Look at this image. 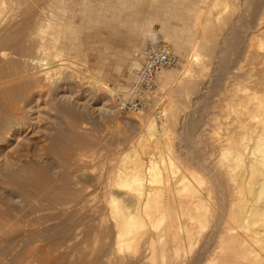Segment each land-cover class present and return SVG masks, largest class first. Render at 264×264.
<instances>
[{
  "label": "rangeland",
  "instance_id": "rangeland-1",
  "mask_svg": "<svg viewBox=\"0 0 264 264\" xmlns=\"http://www.w3.org/2000/svg\"><path fill=\"white\" fill-rule=\"evenodd\" d=\"M23 1L7 0L6 10L9 13H17L18 9L20 10L27 4ZM75 1L72 3L75 8L70 5L73 10L68 6L70 9H67V13H65L68 14L70 11V14L83 18V23L75 20L70 25L79 27L82 24L83 32L80 34L82 46L78 47L81 52L79 50L78 54L69 56V62L72 63L69 64V68L63 69L62 76L51 74L48 76L50 78L45 79L47 69L45 70V66L43 67L38 63V60L47 57V55L35 50L36 47L30 40L26 43V37L19 33L25 29V26L18 25L16 30H21L15 31L17 32L14 35L15 38L13 41L11 40V43H14L15 40L16 46L27 49L24 51L25 57L15 55L16 61L12 64H15V72L19 73L15 74L16 77L20 76V79L14 85L12 84V87L15 86L17 89L15 90L16 94L18 93V95L15 94V97L17 96L19 100L22 98L21 101L24 99L21 102L22 110L15 113L17 114L16 119L19 118L16 120L19 124L16 126L17 130L10 137H6L4 134L3 139H0V264H109L107 257H103V253L108 247L110 239V243H112V236L103 233L95 241L92 235L95 231L106 232L110 230L105 228V225H101L99 217L88 215L87 213L90 212L87 210L93 206L99 211L104 208L103 185L107 169L109 166H116L124 155L122 153L128 152L126 150H129L130 144L139 139L141 127L139 130V124L132 118L136 112H118L114 96L107 93L106 89L103 88H105V84H108L114 87L115 91L119 90L121 93L132 82L137 68V54L144 43L154 34H163L179 56V62L174 67L165 69V71L180 69L188 57L187 55L191 54L189 56L191 57L193 54L190 48L176 50L165 32L160 29L162 25H167L166 22L172 17V11L164 13L161 8H155L156 2L154 0H128L126 7L123 6L125 0H111L112 6H114H109L107 9L106 4H109L110 0H91V4L94 6L89 7L85 14L80 9L82 3L78 0ZM245 1L238 8L223 9V16L232 18L225 24V21H218L220 19H217L218 23L215 21L216 23L212 24V31H209V36L210 40H214L216 46L208 43L209 47H202L200 53L203 54L201 53L199 58L195 60L196 63L194 56H192L193 69L188 74H183L184 77L181 78L182 88L178 89L174 88L177 86H173L171 88L173 90L172 97H166L167 99L165 98L160 107L154 106L150 109L156 114L162 110V107H168V116L175 120V125L171 133L163 137L157 147L152 144L153 147L149 148L151 154L143 153L144 159L150 155H153L158 162L162 159L172 158V161L175 162L174 169L172 173H167L166 177L173 183H176L180 177L185 182H190L188 186H192L190 188L193 190L190 189L189 191L191 196V191L194 195V191L199 189L196 194L201 192L199 194L204 196L202 201L205 198L204 205L207 208L206 210L203 209V213L200 212L201 215L198 220L193 221L188 219L187 215L182 216V220L196 231V235L188 249L185 252L182 250L183 253L181 252L178 259L180 261L177 262L175 259L176 261L173 262V259L170 264H202L204 262L202 259L207 260L217 250L221 232L226 226H234V232L238 233L254 234V231L259 230L264 237V193H262L264 192V169L260 166L253 172V175L251 174L254 177H250L247 182H252V185L251 183L248 185L245 182V184L241 183L245 189L244 195L241 197L243 203L248 204V207H255L253 210L251 209L253 211V213L250 212L251 215L246 212L243 214V216L247 215L249 226L252 225L246 229L240 226L242 220L239 223L232 219V211L239 210L241 206L231 196L232 173L230 171L235 166V162L234 160L228 161L223 157L221 153L225 150L223 149V151L222 146H220L229 137L228 131L230 130L227 128H231L233 131L232 128L236 122L234 119L235 112L227 109L229 96L236 92L237 87H244L248 84L244 80V74L250 66L241 54L250 41L248 38L253 31L252 26L254 21L257 22L258 13L261 9L258 6L260 7L264 0H260L259 5V0ZM181 13L188 19L183 26L194 28L193 13L185 10H181ZM106 15H109L110 19L105 18ZM133 15L145 27H148L145 24L146 21L151 20L154 27L152 26L151 29L147 30L146 28L143 30L130 28L129 26L132 27L130 19L133 18ZM117 18L119 19L117 20ZM182 40L183 44L187 45L186 37ZM220 41L222 42L220 43ZM26 44L27 47H25ZM210 45L212 46L211 49ZM30 49H33L34 52ZM215 49L218 51L216 52ZM212 50L215 52H213L215 56L212 54ZM219 50H223V52L220 53ZM34 53L37 54V60L32 57ZM235 61L236 63H234ZM0 62V67H5L6 63ZM2 63L3 66H1ZM203 63L208 65L205 66ZM37 64H39L38 67ZM71 64H73L72 66L77 65V68L72 67ZM215 64L219 65L216 66ZM9 65L7 63L6 67ZM200 67L202 68L199 69ZM72 68L77 71H72ZM233 68L235 69L232 70ZM78 69L83 70V72L80 73L81 71ZM223 72L227 73L223 74ZM259 75L262 76L258 73L257 76ZM91 76L97 78L100 83L92 80ZM42 79L43 85L40 82ZM36 81L40 83L41 87L39 84L38 86L34 84ZM32 83L35 85L34 87ZM238 92L242 94L241 91ZM238 92H236L237 96L234 94V99L238 97ZM0 94L2 93L0 92ZM159 94L160 92L157 91L158 96ZM0 100L2 101L0 103L1 108H4H0L3 117L7 115L9 110L8 108L5 109L3 99ZM142 111L148 113L149 108ZM151 112L149 111V113ZM22 119L24 123H22ZM231 133L230 140L233 138L231 140L233 143L236 142V139L238 142V135L236 136L235 132H233L234 135ZM233 153H236V150ZM227 161L229 164H233L228 165V167L226 166ZM160 164L162 165V163ZM230 167H232L231 170ZM193 170H197L201 178H194V175L191 174L194 172ZM260 171H263V174ZM236 177L238 178V175ZM259 179L261 181H257ZM165 181L167 182V180ZM161 183L163 185V181ZM251 186L256 187L253 189ZM260 186L262 189L259 188ZM83 187L85 191L81 192L82 194L76 191ZM238 189L240 190L241 186ZM234 194V199L239 198L237 189H235ZM76 197L80 203L79 206L83 207H80L83 213L74 222L71 212L68 211L69 213L65 212L62 215L59 212L60 209H56V207H61L57 206L60 200H68V198L75 200ZM196 197L194 195L191 199L197 200L198 197ZM79 199L82 200L79 201ZM235 208L236 210H234ZM50 214H57L58 217L47 220L46 216L49 217ZM74 224L77 225L76 228ZM253 242L252 247L256 249V252L250 254L249 259L245 260L247 264L261 263L260 259L264 257V249L255 241ZM94 249L100 251H93ZM132 259L137 260L136 258L130 260ZM134 261L131 263L129 261L128 264H136ZM113 262L115 263V260Z\"/></svg>",
  "mask_w": 264,
  "mask_h": 264
},
{
  "label": "bare ground",
  "instance_id": "bare-ground-1",
  "mask_svg": "<svg viewBox=\"0 0 264 264\" xmlns=\"http://www.w3.org/2000/svg\"><path fill=\"white\" fill-rule=\"evenodd\" d=\"M24 1L23 2L24 3L27 2L28 5L24 4L25 6L23 8L21 7L20 10L18 9L17 13L15 12L9 13V11H7L5 7L7 0H0V61L5 62L6 64L7 63L10 64L9 67H6V64H5V67H0V92L2 93L0 94L2 96V98L0 96V99H3V101L5 102V106H6L5 109L8 108L9 110L8 113L10 112L9 115L7 113V115L3 117H2V113H0V139H3L4 134H6V137H10L13 134V132L17 130L16 126L19 123H17L16 120H18L19 118L16 119L17 114L15 113H17V111L19 110H22L21 102L24 101V99L23 101H21L22 98H20L19 100L17 96L15 97V94H16L15 90L17 89H15V86L12 87L15 84V82L20 79V76L16 77L15 75L18 73V72H15V66H14L15 64L12 65L13 63H15L14 61H16L15 55L23 58L25 57L24 51L25 49H27V48L16 46L17 44L15 45V40H14V43H11L13 39L15 38L14 36L16 35L15 33H17L15 31L21 30V29L16 30L18 25L25 26V29L23 28L24 30L22 32L20 31L19 33H21V35H24L26 37V40H25L26 43L28 42V40H30L36 47V49L35 48L33 49L44 53V55H47V57H42V58L38 56L40 58V60H38V63H40L43 67L45 66L44 68L45 70L47 69L46 71L47 76L45 75L46 76L45 79L50 78L48 76H50L51 74L62 76L63 71H64L63 69L69 68L70 67L69 64L72 63V62H69L70 60L69 56L77 53L80 50V49L78 50V47L82 46V38L80 35L81 32H83V27L81 26L82 24L81 25L79 24L80 25L79 27L70 26V25L75 20L80 21V23H83L82 22L83 18L81 16L79 17L78 15L70 14V11L68 13L69 15L66 14L67 9L68 10L70 8L72 9L70 5H72V3L75 0H68V1L67 0H27V1L24 0ZM78 1L82 3L80 9L83 14L87 13V9L89 7L91 8L94 6L91 4V0H78ZM154 1L156 2L155 8H158V9L161 8L164 11V13H167L170 10L172 11V14H171L172 17L171 18L169 17L170 19L167 18L169 23L166 22L167 25L166 24H164L165 26L162 25L160 29L165 32L169 40L173 43L176 50L180 51V49L184 50L185 48H188V49L190 48V50L193 51L192 56H194L193 57L194 61L197 60L199 56L201 55L202 52L200 53V49H202V47L203 48L209 47L208 43L216 46L214 40L212 39L210 40V36H209L210 34L209 31H212V24L213 23L215 24L217 22V19H220L218 21H221V20L222 22L225 21L224 22L225 24L226 22H228L229 19L232 18V17L230 18L229 16L227 17L223 16L224 15L223 9L229 10L230 8L231 9L238 8L243 2H246L245 0H154ZM261 1L259 0L258 5L260 4ZM127 5H128V0H125L123 6L126 7ZM68 6L70 8H68ZM109 6L110 7L114 6V5L112 6L111 0L109 1V4L108 3L106 4V9ZM73 8H75V5L73 6ZM77 8L79 10L78 6ZM258 8L259 9L261 8V9H260V12L258 11L259 15L257 17V22H256L257 24L254 21L253 26L251 25L253 31H252V34L250 33L251 36L250 37L248 36L249 37L248 39L250 41L247 47L245 46L246 48L245 49L243 48L244 50L242 49L243 51L241 54L243 55L244 60L247 61L246 63L249 64L247 65L250 66V68L248 67L247 72L245 71L246 73L244 74V80L247 81L248 84L244 85V87L236 88V92L241 91L242 94L238 92V97H236L235 99H234V94L236 95V92L232 93L233 95L229 94L230 99L227 105L228 106L227 109H229V111L233 110L235 112L234 119L237 122V123L235 122V126L232 128L233 131L231 130V128H227V129H229L232 133L235 132L236 134L233 133V135L234 134L236 136L238 135L237 138L239 139H238V142L236 139V142L233 143L231 141L233 140V138L230 140L231 132L228 131L229 137L225 139L226 142H223L222 145H220L222 146V150L223 149L225 150V151L223 150L224 152L222 151L223 153H221L223 154V157H225L226 160L228 161L234 160L235 162V166L234 167L232 166L233 168L230 167V170L232 168V170L230 171L232 173L231 196L233 197L232 199L235 200L237 204L239 203L241 206L240 208L238 206L239 210L232 211L233 213L231 212L232 219L239 223L242 220L240 226L246 229L252 225L249 226V223H247L248 217L246 214H245L246 216L245 215L243 216V214L244 212H246L247 214L249 213L248 215H251L250 212L253 213L252 210L255 207L254 208L252 206L248 207V204L245 205V203H243L241 197L242 195H244L245 189L242 187L241 183L245 182L247 183V185L248 183L249 184L251 183L252 185V182H247V181L250 179V177L252 178L254 177L252 176L253 172L256 171V169H258V167L260 166L262 169H264V167H262L264 166V1L261 3L260 7L258 6ZM92 10H95V9H92ZM181 10H185L187 12L193 13V16H194L193 27L194 28L183 26V24L188 19L182 15ZM109 12L110 11L108 10V13ZM108 16L109 15H106L105 18ZM98 17H100V15ZM132 17H133L132 19L129 18L130 21L132 22L131 23L132 27L131 26L129 27L134 30H137V29L143 30L144 28H146L147 30V29H151L152 26L154 27V25L151 24V20L146 21L145 24L148 27H145L143 24L140 23L141 22L140 20H136L134 18V15ZM47 18L49 19L45 21ZM119 18H117V20ZM101 19H102V15H101ZM108 19L110 18L108 17ZM102 22H104V20H102ZM108 23H110L109 20H108ZM140 36H143V35H140ZM184 37H186V39L188 40L187 45L183 44L182 39H184ZM212 37L213 35L211 36V38ZM221 42L222 41H220V43ZM25 47H27V44L25 45ZM211 48L212 46L210 47V49ZM33 49H30V50L34 52ZM221 51L223 52V50ZM213 52L214 51L212 50V54L215 53ZM190 55L189 54L187 55L188 57H186L185 62L182 63L180 69L178 70L171 69L167 71H165L164 69L157 74L156 83H158V85H157L156 92L158 91V93L160 92V94L158 96L156 93L155 101L153 102L152 106L149 107L150 112H151L150 109H152V107L154 106L160 107L162 102L165 101L166 97H172L173 90L171 88H173V86H177L174 88H178V89L182 88L181 78L184 77L183 74L184 75L188 74L193 69L192 68V65H193L192 56L189 57ZM29 56L31 57V54ZM41 56H43V54ZM214 56L212 55V57ZM32 57L36 58L37 54L34 53V56L32 55ZM32 57L30 58L31 60H32ZM26 59H27V56H26ZM34 60H37V58ZM234 63H236V61ZM219 64L221 65V63ZM219 64H215V65L217 66ZM38 65L39 64H37V67ZM72 65L73 64H71V66ZM207 65L208 64H206L205 66ZM232 65L235 66L234 64ZM1 66H3V63ZM76 66H72V67H76ZM200 66H203V65H200ZM201 68L202 67H200L199 69ZM79 69L78 71H81ZM234 69L235 68H233L232 70ZM71 70L75 71L73 70V68ZM203 70H205L204 67H203ZM82 72L83 70L80 73ZM224 73H227V72H223V74ZM258 73L262 74V76L261 77L260 75L257 76ZM224 76L222 77L224 78ZM90 78H92V80L96 82L97 81L99 82V80H97V78L93 76H91ZM134 78H135V74L133 76V79ZM40 82L42 84L43 79ZM34 84H37V86L38 84L40 85L38 81H36ZM34 84L32 85L33 87L35 86ZM44 85L47 86V84L45 83ZM21 87H24V86H21ZM104 87L105 88L103 89H106L105 91L109 93L110 95L114 96V98H116L117 94L120 93L119 90H116L117 91L116 92L114 87H112L111 85L105 84ZM16 95H18V93ZM227 97L226 99L228 100ZM1 102L2 101L0 100V103ZM1 106L2 105H0V108ZM1 109H4V108L2 107ZM168 109H169L168 107H162V110L160 111L158 110L159 112H156V114L153 113L154 111L151 113H149V111L148 113L144 112L145 114L143 113V111H140V112H136V114L133 115L132 118L135 121H137V123L139 124V130L141 127V134L138 137L139 139L137 141L132 142V144H130L129 150H126L128 152L122 153V155L123 154L124 155L123 157L120 158L116 166H109V168L107 169V172L104 178V185H103L104 187V192H103L104 208L99 211L93 206L87 210L88 212H90V213H87L88 215L90 214L91 216L99 217L101 220V225H105L106 227L105 226L104 227L109 228L110 230V231L107 230L106 232L95 231L92 235L95 241L98 239L99 235L103 233H106L107 236H112V243H110L111 242V239H110L109 245L103 253V257L104 256L107 257L109 264H128L129 261L130 263L131 261H134L133 259L130 260L131 258L137 259L135 260L136 262L134 261L136 264H170L173 261V259H174L173 262H175L176 260L177 262L180 261L178 260L179 255L181 254V252L183 253V251L185 252V250L188 249V247L191 245V242L194 236L196 235V231L190 228L188 223L186 224V222L182 220V216L187 215L188 219L190 220H193V221L198 220L201 215L200 212L203 213V211L207 209L206 206L204 205L205 198L202 201V198L204 196L202 197L199 194L201 193L200 191L199 193L196 194V191L199 189L194 191L195 197L196 196L198 197V198L196 197L197 200H192L194 195L192 192L193 190L190 188L192 186L190 187L188 186L189 185L188 183L190 182L187 183L185 182L183 178L180 177V179L177 181L178 183L176 182L177 183L176 184V183H173L172 181H169L168 177H166V174L172 173L174 169L173 166L175 162L172 161V158L168 160L160 159L161 161L158 162L156 158L153 157V155H150L148 157H145L146 159H144L143 153L147 155L151 154L150 152L151 150L149 151V148H151L152 144H154V146L157 147L158 144L161 143L163 137H166L167 135L171 133L175 125V120L172 117L168 116ZM22 123H24L23 119H22ZM229 140L231 141V143L229 142ZM235 150H236V153H233L235 152ZM160 163H162V165ZM230 164H233V163H230ZM230 164L228 162L226 166ZM193 171L194 172H192L191 174L194 175V178L196 179L201 178L198 175L199 173L197 170H193ZM262 172L261 174H263ZM9 173H11V171ZM237 175H238V178L236 177ZM252 178H251V181H252ZM90 179H89V182H90ZM165 180H167V182ZM162 181H163V185L161 183ZM257 181H261V180L259 179ZM240 186H241V189L239 190L238 188H240ZM251 187L253 188V186ZM259 188H261V186ZM84 189H85L84 187L78 188V190L76 191L83 193L85 191ZM190 189L192 190L191 191L192 196L189 192ZM235 189H237V192H239V198L236 197L234 199ZM77 200H78L77 197L75 198V200L69 199V198L68 200H65V199L62 201L60 200L57 203L58 204L57 206H61V207L60 208L56 207V209H60L59 212L62 213V215L65 212H68V211L71 212L72 213L71 217L74 220V222H76L75 219L81 213H83L80 208L82 206H79L80 203ZM80 200L82 199H79V201ZM66 207H68L69 209L67 210ZM234 210H236V208ZM57 214H53V215L50 214L51 216L49 217L46 216L47 220L54 219V218L56 219L58 217ZM74 227L76 228L77 225L74 224ZM234 229H235L234 226H226L222 232L220 231L222 234L220 235L217 250L213 253V255L210 258L208 257L207 260H205V258L202 259L204 260V262L202 261L203 263L201 262L202 264H247L245 260L249 259L250 254L256 252V249L252 247L254 245L253 241H255L258 245L262 247V249H264V237H262L263 234L259 230L254 231L255 233L253 232L254 234H252V233H247V232H242V233L234 232ZM111 231H112V234H111ZM247 236H249L250 238H248ZM93 251H98V250L94 249ZM113 260H115V263L113 262ZM260 260L262 262L257 263V264H264V257H262ZM172 264H175V263H172Z\"/></svg>",
  "mask_w": 264,
  "mask_h": 264
},
{
  "label": "built area",
  "instance_id": "built-area-1",
  "mask_svg": "<svg viewBox=\"0 0 264 264\" xmlns=\"http://www.w3.org/2000/svg\"><path fill=\"white\" fill-rule=\"evenodd\" d=\"M178 62V54L163 34L151 36L137 54L135 78L115 98L117 110L135 113L152 106L157 93V74Z\"/></svg>",
  "mask_w": 264,
  "mask_h": 264
}]
</instances>
